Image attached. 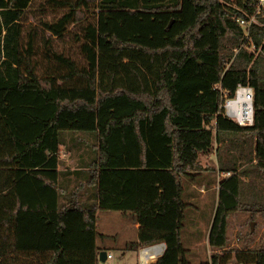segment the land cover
Segmentation results:
<instances>
[{
    "label": "trees",
    "instance_id": "16d2710c",
    "mask_svg": "<svg viewBox=\"0 0 264 264\" xmlns=\"http://www.w3.org/2000/svg\"><path fill=\"white\" fill-rule=\"evenodd\" d=\"M32 1L0 0V264H96L97 211L140 225L134 249L164 242L152 264H190L183 182L206 169L213 142L231 174L218 183L210 264H264V237L225 250L231 214L264 218L253 181L264 179V11L246 33L239 23L255 0H45L62 12L39 21L41 47L24 24ZM88 14L79 66L51 41ZM238 85L253 89L251 125L221 107ZM62 132L94 134L91 202L58 204Z\"/></svg>",
    "mask_w": 264,
    "mask_h": 264
},
{
    "label": "rangeland",
    "instance_id": "374dc122",
    "mask_svg": "<svg viewBox=\"0 0 264 264\" xmlns=\"http://www.w3.org/2000/svg\"><path fill=\"white\" fill-rule=\"evenodd\" d=\"M49 6V4L45 3V0H33L23 14L25 19L24 24L28 23L35 27L37 35L35 39L36 47H41V37L45 38L48 34L40 30L39 21H50L62 12V10L51 9ZM89 15L85 20L69 25L63 36L53 38L51 41L52 48L55 51L61 52L79 66L84 65V59L79 53V42L74 35L81 36V28L89 21ZM250 50H253V47H250ZM36 59L39 60V56ZM62 134L64 145L59 148V151L69 150L70 153H73L61 158L62 162L59 165L61 170L64 169V166L68 168L79 166L80 163L75 152L80 148H86L90 151L92 149L95 150V146H90L95 143L93 133H60V135ZM215 147H217V143L213 142L212 150L206 155L201 154L199 157V163L206 167V169L203 170L196 181L197 189H199L196 190V194L192 193L191 195V192L189 194L190 184H187V180L183 182L184 200L188 203V206L185 209V221L181 239L184 248L187 250V259L190 264H210L211 255L216 251L208 247V233L217 200L218 177L220 173L214 152ZM240 160L237 162L238 164L243 163V160ZM243 179L251 183L249 178L244 177ZM253 181L256 183L258 189L264 192V179L254 178ZM58 203L59 205H64V198L58 200ZM95 215L96 232L104 236V238L96 237V247L111 255V259L109 260L99 261L97 259L96 264H137V249L130 246L134 243V237L132 234L133 228L129 226L128 219L121 217L117 211H97ZM251 223H253L252 231ZM261 237H264V218L261 216L251 219L248 213L237 211L228 217V240L225 250L234 251L244 249L245 247L256 249Z\"/></svg>",
    "mask_w": 264,
    "mask_h": 264
},
{
    "label": "crops",
    "instance_id": "0c3cea01",
    "mask_svg": "<svg viewBox=\"0 0 264 264\" xmlns=\"http://www.w3.org/2000/svg\"><path fill=\"white\" fill-rule=\"evenodd\" d=\"M93 146V145H90ZM216 150V147L214 149V152ZM73 153V152H72ZM69 150H62L61 152H58V159H59V164L56 168L57 170V176H56V187H57V192H58V200L61 198H64V202L66 203L68 195L75 193L78 195V200L80 203H85V202H91L92 197H93V191L94 188L92 184H89L87 182L88 178V167L91 166L94 156H95V150L92 149L91 151L88 149H79L75 152V155L78 156V162L80 163L79 166L77 165L75 168L73 167H65L64 169L61 170V167L59 166L61 164V158L64 156H69L70 154ZM221 172V171H220ZM222 178L218 177V183ZM187 180V179H186ZM197 181V180H196ZM195 182H191L187 180V184H190L189 188V194L191 192L195 195L196 190L198 186ZM71 186V187H69ZM188 192V191H187ZM194 197V196H193ZM217 198V196H216ZM217 202V200H216ZM59 204V203H58ZM216 206V204H215ZM215 209V208H214ZM120 216L123 218L128 219L129 226L133 228V237H134V242L137 241V236H138V230L140 228V225L132 220V217L128 213H121L119 212ZM104 238V236L102 235ZM102 240V239H101ZM101 249V248H98ZM102 251V250H100Z\"/></svg>",
    "mask_w": 264,
    "mask_h": 264
},
{
    "label": "built area",
    "instance_id": "2783aa9c",
    "mask_svg": "<svg viewBox=\"0 0 264 264\" xmlns=\"http://www.w3.org/2000/svg\"><path fill=\"white\" fill-rule=\"evenodd\" d=\"M256 4V10L254 14L250 17L249 21L245 22L243 20H239V23L243 25V28L245 29V33L247 31V28L249 27V24L251 22L255 21V16L259 15L261 12L264 11V0H255ZM241 97L245 102H247L249 106L250 114L244 120L239 119V117L236 114H232L229 111V108L234 107V102L238 100V98ZM252 101H253V89L248 86L238 85L235 91V95L232 98H226L224 102L222 103L221 107L224 108L225 113L232 119H234L239 125H251L253 120V110H252ZM231 173L229 171L227 172H220L219 178H225L228 177ZM166 244L164 242H157L150 245L140 246L137 248V264H152L154 263L158 258H160L163 253L165 252ZM153 257V260L151 258ZM111 259V255L109 253H105V259L109 260Z\"/></svg>",
    "mask_w": 264,
    "mask_h": 264
},
{
    "label": "bare ground",
    "instance_id": "6f19581e",
    "mask_svg": "<svg viewBox=\"0 0 264 264\" xmlns=\"http://www.w3.org/2000/svg\"><path fill=\"white\" fill-rule=\"evenodd\" d=\"M233 105H235V108L234 107L229 108V111L232 114H236L239 117V119L244 120V118H246L245 117L246 114L247 117L249 116L250 114L249 106L247 102H245L241 97H239L238 100L234 102ZM151 260H153V257L151 258Z\"/></svg>",
    "mask_w": 264,
    "mask_h": 264
},
{
    "label": "water",
    "instance_id": "95a60500",
    "mask_svg": "<svg viewBox=\"0 0 264 264\" xmlns=\"http://www.w3.org/2000/svg\"><path fill=\"white\" fill-rule=\"evenodd\" d=\"M243 2H246V0H242ZM253 230V223H251V231ZM97 259L99 261H103L105 259V252L102 250V251H99L98 254H97ZM234 264H237V262H233Z\"/></svg>",
    "mask_w": 264,
    "mask_h": 264
}]
</instances>
